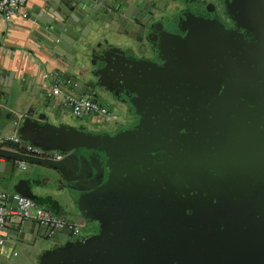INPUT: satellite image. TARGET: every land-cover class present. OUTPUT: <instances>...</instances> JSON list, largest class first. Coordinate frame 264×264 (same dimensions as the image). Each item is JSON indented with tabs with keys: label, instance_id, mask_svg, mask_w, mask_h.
I'll return each instance as SVG.
<instances>
[{
	"label": "flooded vegetation",
	"instance_id": "flooded-vegetation-1",
	"mask_svg": "<svg viewBox=\"0 0 264 264\" xmlns=\"http://www.w3.org/2000/svg\"><path fill=\"white\" fill-rule=\"evenodd\" d=\"M159 5L147 51L132 63L146 75V85L131 95L110 80L111 70L103 77L102 102L116 105L119 117L103 125L102 134L123 129L122 120L134 126L147 118L179 127L181 152L191 142L206 152L197 173L198 196L191 207L190 187L175 191L185 178L175 177L177 184L170 185L161 169L164 183L154 194L161 210L136 225L144 230L151 224L155 239L142 244L137 255L102 257V264H264V0H160ZM110 58L108 67H117L120 75L125 57L117 64ZM109 222L105 218L104 226ZM21 239L25 243L17 246L34 264H41L37 257L46 250L62 252L55 242L40 249L32 238ZM106 243L110 247L102 245L103 254L117 246ZM77 262L61 257L55 264Z\"/></svg>",
	"mask_w": 264,
	"mask_h": 264
},
{
	"label": "water",
	"instance_id": "water-1",
	"mask_svg": "<svg viewBox=\"0 0 264 264\" xmlns=\"http://www.w3.org/2000/svg\"><path fill=\"white\" fill-rule=\"evenodd\" d=\"M52 1L47 0L44 7L35 12L34 18L39 26L35 31L36 37L50 46L53 54L67 65L59 78V82L64 81V89L77 95L92 96L103 104V77L108 70L115 74L110 80L115 84L122 83L131 95L137 94L138 89L146 85V75L142 71L135 72L132 63L139 61V52L143 49L147 51L149 32L154 28V12L162 8L160 0ZM119 43L125 45V50L117 48ZM111 56L117 59L113 64L118 63L120 56L126 59L125 69L120 71V75H117V67H108ZM7 83L9 88L12 87V82ZM4 92L8 91L0 87V107L2 104L6 106ZM54 100L49 93L34 100L22 117L8 115L6 125L17 127L22 138L32 141L36 146L61 151L63 158L34 156L3 147H0V157L12 160L13 167L16 161H26L49 168L60 187L68 211L76 216L77 213L81 215L86 222L85 228L94 223L98 226L97 230H94L95 234L74 238L69 226L51 229L33 220H20L15 224V235L4 236L1 248L4 245L14 248L23 244L25 242L21 238L27 239L26 235L31 234L35 246L40 249H44L48 242L61 244V253H56V249L46 250L38 256L41 264H55L61 257L74 258L78 264L90 259L102 264V257L126 258L137 255L142 244H148L157 235L151 224H146L144 230L136 225L140 218H148L145 215H151L155 208L161 210L159 198L154 195L164 183L160 170L166 171L171 180L170 185L177 184L178 179L175 177L180 178L182 175V179L185 178L183 183L175 186V191L189 186L191 193L189 191L190 195L186 197L190 199L192 207L198 196L197 173H201L198 169L204 160L205 150L191 142L181 152L180 137L177 135L180 128L171 127L163 120L154 122L147 118L141 119L134 126L128 120H122L120 126L123 129L114 135L85 133L55 125L52 119L61 117L68 110L61 108V105L55 106ZM46 112L52 115H46ZM86 114L77 118L83 119ZM216 160H219L217 156L214 157ZM191 161L195 166L191 165ZM6 163L1 162L0 165ZM154 178L156 181L153 182L151 179ZM16 191L36 199L24 184L19 183ZM147 208L152 209L149 214L145 211ZM105 218L110 221L107 227L104 226ZM106 241H114L117 246L103 254L102 245L103 248L105 244L110 247Z\"/></svg>",
	"mask_w": 264,
	"mask_h": 264
},
{
	"label": "crops",
	"instance_id": "crops-1",
	"mask_svg": "<svg viewBox=\"0 0 264 264\" xmlns=\"http://www.w3.org/2000/svg\"><path fill=\"white\" fill-rule=\"evenodd\" d=\"M46 1L47 0H28L24 7V11L27 14L25 17L22 16L13 20H6L0 14V87L4 88L5 91H8L4 92L3 99V101L7 100L6 106L2 104L0 107L2 108V113L0 115V136L2 137L16 134L22 137V134L18 131L17 127L10 124L6 125L8 115L22 117L30 108L31 103L34 100L48 95L56 85H59L63 91L68 90L63 88L64 81L59 82L61 73L65 72L67 65L61 58H58L53 54L50 46L36 37L35 30L39 26L37 24V19L34 18V14L44 7ZM57 1L62 2L63 0ZM52 2L55 3V0ZM7 82H12V87L9 88ZM52 97L55 99V106L61 105V108L65 107L68 110L67 112H71L70 108L64 105L63 95H52ZM90 97L93 98L92 96ZM46 115L52 114L46 112ZM64 115L65 114H62L61 117L54 118L56 119L55 121L60 122L57 125H64L72 130H78L85 133L102 134V130H98L108 122H113H102L101 120L96 119L93 114L88 113L84 115L83 119L77 118L78 120H81V124H79L80 127L78 128L68 125L66 123L67 121H65ZM85 118H88L89 122H86ZM54 119H52V121L55 123ZM87 123L93 125L96 131L87 130L85 128V125H88ZM96 127L99 129H96ZM25 141L27 143H33L29 140ZM1 147L16 150V146L13 144L5 143ZM52 151L61 152L59 150ZM4 161L7 162L6 165H0V192L6 195L1 199L6 206H16L15 198L13 199L12 196L17 193L16 187L20 183L29 188L36 196V199L33 200L37 204L50 209L57 217L65 222L72 224L84 219L78 213V216H76L68 211L69 209L65 205L66 202L61 195L62 192L60 187L57 193H55L54 191H49L47 189L43 183L44 179L42 178H14L17 168L24 171L27 170L32 163L27 162V167L22 168L19 161H16L14 167L11 163L12 160L1 158V162ZM20 220V217L15 214L8 218L4 227L5 236L15 235V224ZM26 236H28L27 238H33L31 234ZM15 248L21 247L15 246L13 249ZM1 254L0 250V257ZM26 254L30 257L27 251Z\"/></svg>",
	"mask_w": 264,
	"mask_h": 264
},
{
	"label": "built area",
	"instance_id": "built-area-1",
	"mask_svg": "<svg viewBox=\"0 0 264 264\" xmlns=\"http://www.w3.org/2000/svg\"><path fill=\"white\" fill-rule=\"evenodd\" d=\"M28 0H0V14L6 20H13L18 17H25L27 14L24 7ZM50 95H63L64 105L69 107L71 113L76 117L91 113L96 119L102 122L114 121L118 119V112L112 111L105 104L91 98L90 96L77 95L70 90L63 91L59 85H56L49 92ZM13 144L16 146V151L40 156L45 158L61 159L64 154L58 151L46 150L32 143H27L20 135H12L8 137L0 136V147L3 144ZM1 163V158H0ZM22 168L27 167L26 161H19ZM6 195L0 192V250L4 242V227L8 218L11 215H18L21 220H35L42 226H47L51 229H62L67 226L71 227L74 235L80 236L82 228L86 226L85 220H79L69 224L56 216L54 212L37 204L32 198L16 193L14 195L16 206H6L1 199Z\"/></svg>",
	"mask_w": 264,
	"mask_h": 264
},
{
	"label": "rangeland",
	"instance_id": "rangeland-1",
	"mask_svg": "<svg viewBox=\"0 0 264 264\" xmlns=\"http://www.w3.org/2000/svg\"><path fill=\"white\" fill-rule=\"evenodd\" d=\"M108 107L110 110L118 111V107L112 103L108 104ZM71 112H65V121L68 125L80 127L79 124H81V120H78L75 115L70 114ZM86 122H89L88 118H85ZM56 125L59 124V121H55ZM85 125L86 129L89 131H96L95 127L93 125ZM96 129H99L96 127ZM107 130L111 129V126L106 127ZM102 127L98 130L101 131ZM23 177H29L32 179H44L43 183L47 187L49 191H54L57 193L59 190L58 183L56 181L55 176L51 172V170L44 166H37L30 164L29 168L27 170H21L16 169L14 178H23ZM94 227V228H93ZM97 225H94V223H90V227L88 228H82L81 236L90 235L94 233L95 229L97 230ZM79 236L75 235L74 238H78ZM1 257L0 261L6 262L7 264H34V260L26 254V252L21 248H11L8 246H2L1 249Z\"/></svg>",
	"mask_w": 264,
	"mask_h": 264
}]
</instances>
